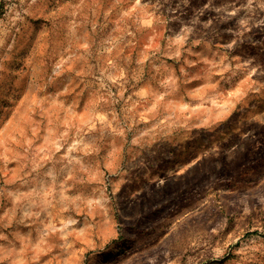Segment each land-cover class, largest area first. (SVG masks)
I'll list each match as a JSON object with an SVG mask.
<instances>
[{
  "label": "rangeland",
  "instance_id": "374dc122",
  "mask_svg": "<svg viewBox=\"0 0 264 264\" xmlns=\"http://www.w3.org/2000/svg\"><path fill=\"white\" fill-rule=\"evenodd\" d=\"M0 264H264V0H0Z\"/></svg>",
  "mask_w": 264,
  "mask_h": 264
}]
</instances>
